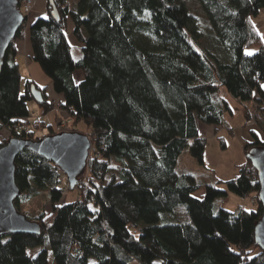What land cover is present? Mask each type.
Segmentation results:
<instances>
[{"label":"trees","instance_id":"trees-1","mask_svg":"<svg viewBox=\"0 0 264 264\" xmlns=\"http://www.w3.org/2000/svg\"><path fill=\"white\" fill-rule=\"evenodd\" d=\"M198 1L203 12L185 0H77L74 8L73 0H48L29 38L32 59L63 95L60 101L35 81L22 86L18 49L8 48L0 68V128L9 135L0 147L14 137L45 136L13 129L30 115L28 101L38 88L44 112L58 105L75 123L86 122L93 146L76 185L80 200L64 203L60 167L31 149L19 153L17 209L41 230L1 233L0 264H49V250L54 264H264L254 233L260 201L249 210L223 206L230 191L258 197L250 159L237 178L214 183L199 182L191 168L178 170L185 153L205 167L207 139L198 124L225 123L231 107L220 97L222 85L239 102L256 103L264 124V40L251 22L264 0ZM23 34L21 28L16 39ZM252 46L258 50L248 55ZM245 115L254 119L253 108ZM252 136L246 154L264 147ZM223 183L228 189L219 188ZM201 187L200 198L194 192ZM43 193L52 204L49 215L21 210Z\"/></svg>","mask_w":264,"mask_h":264},{"label":"water","instance_id":"water-1","mask_svg":"<svg viewBox=\"0 0 264 264\" xmlns=\"http://www.w3.org/2000/svg\"><path fill=\"white\" fill-rule=\"evenodd\" d=\"M21 0H0V68L8 48L13 46L16 36L26 20L21 12ZM36 102L43 99L41 89H33ZM93 143L87 133L62 131L45 135L40 140L11 138L0 147V234L40 233L41 225L30 220L17 209L16 199L21 193L16 179V159L25 148L54 161L68 177L69 187L75 189L79 176L85 171ZM246 158L258 171L260 187L259 201L263 214L256 224L255 237L260 249L264 250V147L251 149Z\"/></svg>","mask_w":264,"mask_h":264},{"label":"crops","instance_id":"crops-1","mask_svg":"<svg viewBox=\"0 0 264 264\" xmlns=\"http://www.w3.org/2000/svg\"><path fill=\"white\" fill-rule=\"evenodd\" d=\"M35 9L30 13V25L35 22V20L43 16L41 9L42 5H40V0H36ZM251 22L259 31L261 37L264 40V7L261 8L260 12L257 15L251 16ZM29 25V26H30ZM74 25H70L69 32L72 33ZM71 42L75 43L74 37L71 38ZM15 47L18 49L16 60L19 64L20 71L22 73V86H24L27 80L35 81L37 85L42 88H46L50 80L49 76H46L45 72L42 70L38 62H35L32 59L33 56V49H31V41L29 38V31L23 34V36L19 39L15 40ZM246 50L256 52L258 49L256 46H252L247 48ZM83 78V72L76 70L73 73V79L76 83H79ZM48 94V93H47ZM50 100L60 101L63 100V95L57 94H48ZM30 114L33 118L40 119L42 123H47L49 125H54L56 121L57 112L54 109L46 112V114L42 113V107L40 108L39 114H35L32 111V107H36L37 103L33 101L28 102ZM231 107V106H230ZM237 108V107H236ZM246 108H254V103L249 102V104L244 105L243 108L239 109L237 113L234 111V107H231V111L226 110L225 116V123L223 125H208L205 123H199L198 128L200 129L201 137L207 139V146L208 143L213 144L215 149L217 150V159H212L209 149L206 146V152L204 156L205 160V171L209 172L213 178L211 183H214L216 179L221 181H226L228 179L237 178L240 173L239 165L244 164L247 162L246 152H245V144L248 141H252L254 138L252 136V132L257 133L260 138L264 140V129L262 125L261 119L256 117V120L253 121L248 120L245 111ZM263 130H260V128ZM0 130H7L6 127L0 128ZM220 138L225 140V149H222L218 145L220 142ZM236 148L235 150L231 149ZM231 147V148H230ZM232 150L231 153H228ZM194 164V162L192 163ZM195 165V164H194ZM196 170L202 169L195 167ZM203 170V171H204ZM205 171L203 173H205ZM249 202V201H247ZM242 204V203H241ZM245 208H247L244 204H242Z\"/></svg>","mask_w":264,"mask_h":264},{"label":"rangeland","instance_id":"rangeland-1","mask_svg":"<svg viewBox=\"0 0 264 264\" xmlns=\"http://www.w3.org/2000/svg\"><path fill=\"white\" fill-rule=\"evenodd\" d=\"M187 5L195 10L196 12H203V9L200 8L199 6V1L198 0H185ZM77 0H73V3H72V7H76V3ZM36 4V3H35ZM48 0H40V5H42L41 9H43L44 12H42L44 15L47 11V8H48ZM37 5H35L36 7ZM34 7V9H35ZM43 15V16H44ZM41 17V16H40ZM29 25H30V20H27L24 25L21 27V28H24V33L28 32L29 31ZM72 25V24H70ZM70 25H69V28H70ZM73 26V25H72ZM74 56L75 58H80V55H81V52H80V48H78L77 46H74ZM80 71V70H78ZM47 76V75H46ZM49 78L50 80V83L49 85L45 88V91L44 93H48V94H57V95H60L58 94L54 88H53V84H52V80L50 79V77H47ZM26 83V82H25ZM43 92V91H41ZM47 94V95H48ZM219 94H220V97L221 98H224L225 100H227V102L229 103V105L231 107H234V111L235 113L238 112L239 109L243 108L244 105L249 104V102H244V103H241L239 102L234 96H232V94H230L227 90V88L222 85V87H220V91H219ZM50 97V96H48ZM30 101H33L34 103H37V106L36 107H32V111L35 113V114H39L40 112V104L38 102H36L35 100H30ZM29 102V101H28ZM254 103V102H253ZM256 103H254V108H253V114H254V119H252L253 121L256 120V114L255 112H257V108H256ZM237 107V108H236ZM52 109L55 110V112H57V116H56V121H55V124L54 125H49L47 123H41V120L39 119H36V118H33V123L35 124V127L38 128V124L41 123L40 125V129H39V132L36 133L35 135L37 136H41L40 134H43L44 132V129L47 128V133L51 134V132H56V133H60L62 131H71L72 130H77V131H81V133H87L89 132L90 128L88 127L87 123L86 122H80V123H75L74 122V118H72L69 114V112H66V110H64L63 108L59 107L58 105H55ZM51 109V110H52ZM42 113L46 114L42 108ZM260 130L261 127H259ZM263 131V130H262ZM88 134V133H87ZM8 135H9V132H8V129L7 130H0V139H5V138H8ZM218 145L221 147V142H218ZM234 146H232L231 149L235 150L236 148H233ZM207 149H209V152L211 154V157L212 159H217V150L215 149V147L213 146V144H210L208 143V146H207ZM223 149V148H222ZM232 150H230L228 153H231ZM91 153V152H90ZM189 157H190V160H189ZM194 162V166H192L193 162ZM200 165H198L197 161L195 159L192 160V157L185 153L183 156H182V159H181V162H180V165H179V168L178 170H181L182 167H187V168H191V170H194L197 174V177H198V181L199 182H207L208 180H212L211 178H213V176L207 171H205L204 167H201L202 169L199 170H196L195 167L199 168ZM205 173H203L204 171ZM117 170H112V172H116ZM211 183V181H208ZM84 184H86V178L85 180L83 181ZM63 188L64 191V195H63V200L61 201L62 203H64L65 201H75L76 199L80 200V196H79V191H78V188L75 187V189H71V188H67L66 186V181L63 183ZM219 188L221 189H228V186L227 184L223 183V184H219ZM205 187H201L199 188L197 191L194 192V194L197 196V197H203L205 195ZM255 197L256 199H254V201L252 200V198ZM249 201V202H247ZM244 204L247 209H254V208H257V205L259 204V197H257L256 195L254 194H249L248 197H242L240 196L239 194H235L233 192L230 191L228 197L226 200H224V204L223 206L227 209H230V210H234L238 207L239 204ZM21 210H24L28 213L29 217H33L35 215H39L41 213H46V214H50L53 210H52V204L51 202L48 200L47 196L45 193H43V195H40V196H37V197H34L32 198V201L29 202V203H26V204H22L21 206ZM40 250L42 249V247H38ZM37 253V251H31V254L32 256H35ZM49 254V257H48V262L49 264H54L53 262V253H51V251L49 250L48 252Z\"/></svg>","mask_w":264,"mask_h":264},{"label":"built area","instance_id":"built-area-1","mask_svg":"<svg viewBox=\"0 0 264 264\" xmlns=\"http://www.w3.org/2000/svg\"><path fill=\"white\" fill-rule=\"evenodd\" d=\"M35 3H36V0H21L20 1L19 6L21 9V12L23 13V15L27 16L25 22L27 20H29V18H30L29 15L34 10ZM33 121H34L33 117L30 114L28 117L22 118L17 123L13 124L14 125L13 129L15 132L26 131L28 133L30 132L33 135H35L36 133L39 132L40 125L42 122L39 123L38 128H36ZM47 134H49V133H47V128H46V129H44L43 134H40V135L43 136V135H47ZM35 136L39 137L37 135H35ZM60 177H61V184L59 185V187L64 191L65 188H63V183L66 181L67 188H70L69 182H68V177L66 176V173L64 171L60 172ZM248 196H249V194L247 196H244V197H248ZM254 199H256V198L253 197L252 200L254 201Z\"/></svg>","mask_w":264,"mask_h":264},{"label":"snow or ice","instance_id":"snow-or-ice-1","mask_svg":"<svg viewBox=\"0 0 264 264\" xmlns=\"http://www.w3.org/2000/svg\"><path fill=\"white\" fill-rule=\"evenodd\" d=\"M246 53L248 54V55H252L253 54V52L252 51H249V50H246ZM262 87H264V86H262ZM219 235V234H218Z\"/></svg>","mask_w":264,"mask_h":264}]
</instances>
